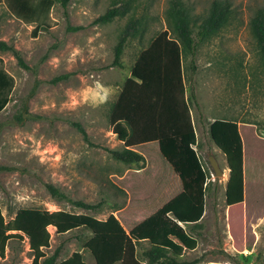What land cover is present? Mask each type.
Returning <instances> with one entry per match:
<instances>
[{"label": "rangeland", "instance_id": "374dc122", "mask_svg": "<svg viewBox=\"0 0 264 264\" xmlns=\"http://www.w3.org/2000/svg\"><path fill=\"white\" fill-rule=\"evenodd\" d=\"M169 1L69 0L63 8L59 0L47 4L32 0L29 4L35 11L26 16L8 0H0V41L18 49L26 65H20L11 50L0 48V66L13 78L9 100L0 111V165L9 167L0 169V208L6 220L19 208L33 207L85 212L102 219L114 214L125 223L149 214L151 200L169 196L175 180L158 152L140 148L143 158L132 163L115 158L109 150H122L123 144L108 122L142 45L162 30L173 35ZM180 1L195 31L213 0ZM226 1L228 20L198 45L193 75L190 55L183 58L186 95L193 86L198 103L188 97L196 151L208 177L203 216L186 226L196 236V247L185 249L179 258H197L196 264H264V197L243 213L237 209L228 213L230 168L209 132L215 119H229L251 123L264 138V59L249 25L264 0ZM124 2L129 8L123 15L95 22L106 9ZM133 21L138 23L123 47L122 67L113 65L114 46ZM75 123L84 128L86 137ZM209 156L215 157L223 175L213 174ZM256 166L264 191V155ZM47 183L71 200L51 196ZM72 200L99 206L86 209ZM49 231L48 254L59 246L58 259L79 251L85 261H93L85 247L89 230L57 234L51 227ZM234 241H252V246L238 250ZM26 242L10 239L4 264H30ZM147 247L146 242L137 243L139 258Z\"/></svg>", "mask_w": 264, "mask_h": 264}, {"label": "trees", "instance_id": "16d2710c", "mask_svg": "<svg viewBox=\"0 0 264 264\" xmlns=\"http://www.w3.org/2000/svg\"><path fill=\"white\" fill-rule=\"evenodd\" d=\"M19 14L29 15L35 7L32 0H8ZM48 3L49 0H39ZM69 0H59L63 8ZM124 2L106 9L95 22L110 21L123 15L129 8ZM41 11V8H38ZM168 11L173 20L172 33L162 30L150 37L138 52L129 76L125 79L116 100L111 106L108 122L116 138L122 142V150L110 149L117 159L132 163L143 158L140 148H152L178 182L179 189L171 196L151 200L150 213L141 219L124 223L117 215L98 218L85 212L65 209L19 208L8 220L0 208V256H3L10 239H27L31 255L30 264H196L197 258L184 260L179 256L186 249L196 247L197 239L186 226L196 224L203 216L205 185L208 173L197 154L198 140L190 113L188 97L197 103L193 86L189 95L183 75V58L190 55L189 67L194 74L198 45L216 33L228 20V1L213 0L205 16L193 31L192 19L180 0H170ZM133 21L123 30L114 46L113 65L122 67L120 60L128 37L136 30ZM251 32L264 59V6L258 7L249 19ZM0 48L13 52L18 63L26 66L18 49L0 41ZM13 78L0 66V111L9 100ZM18 121L22 116L17 117ZM77 128L86 137V131L78 123ZM212 140L224 153L229 165L226 183L228 213L257 205L264 197L257 178V160L264 155V138L255 132L251 123L237 124L229 119H215L209 127ZM0 169H9L1 166ZM51 196L71 200L52 184H45ZM72 202L86 209H96L99 203ZM64 234L78 228L91 232L85 247L93 261L84 260L79 251L58 259L60 247L51 253L50 231ZM237 240V239H235ZM146 242L142 258L137 256L136 246ZM238 250L248 249L252 241L242 244L234 241ZM206 264H222L208 262Z\"/></svg>", "mask_w": 264, "mask_h": 264}, {"label": "crops", "instance_id": "0c3cea01", "mask_svg": "<svg viewBox=\"0 0 264 264\" xmlns=\"http://www.w3.org/2000/svg\"><path fill=\"white\" fill-rule=\"evenodd\" d=\"M195 132H196V130H195ZM196 136H197V134H196ZM172 177H173V174H172ZM174 178V177H173ZM174 180H175V178H174ZM169 185H170V183L167 185V187H169ZM170 186H172V185H170ZM170 188V187H169ZM169 188H168V190H169ZM179 189V187H178V182H177V180H175V185H174V187L173 188H170V194H169V196H171V194L172 193H174V192H176L177 190ZM48 210H50V209H48ZM3 213V212H2ZM49 228H51V226H49L48 227V229ZM53 228V227H52ZM193 235V234H192ZM196 237V236H195ZM26 244H27V248H28V243L26 242ZM147 244V243H146ZM8 250L5 248V251H4V254H3V256H0V264H4L5 262H6V258H7V256H8Z\"/></svg>", "mask_w": 264, "mask_h": 264}, {"label": "water", "instance_id": "95a60500", "mask_svg": "<svg viewBox=\"0 0 264 264\" xmlns=\"http://www.w3.org/2000/svg\"><path fill=\"white\" fill-rule=\"evenodd\" d=\"M208 159H209L210 165H211V167H212V169H213V174H214L215 176H221V175H223V171H222V169L219 167L218 162H217V160L215 159V157H213V156H209Z\"/></svg>", "mask_w": 264, "mask_h": 264}, {"label": "clouds", "instance_id": "9594fccd", "mask_svg": "<svg viewBox=\"0 0 264 264\" xmlns=\"http://www.w3.org/2000/svg\"><path fill=\"white\" fill-rule=\"evenodd\" d=\"M105 90H108V89H105ZM108 92H109V95H110V90H108ZM103 94H104V92H103ZM105 98H107V96H105Z\"/></svg>", "mask_w": 264, "mask_h": 264}]
</instances>
